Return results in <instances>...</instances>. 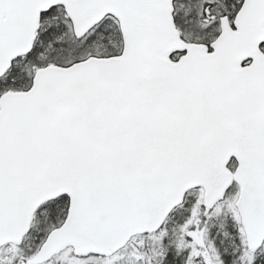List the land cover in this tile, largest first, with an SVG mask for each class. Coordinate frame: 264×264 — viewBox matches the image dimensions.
Segmentation results:
<instances>
[{"label":"snow or ice","instance_id":"6c2138e0","mask_svg":"<svg viewBox=\"0 0 264 264\" xmlns=\"http://www.w3.org/2000/svg\"><path fill=\"white\" fill-rule=\"evenodd\" d=\"M0 264H264V0H0Z\"/></svg>","mask_w":264,"mask_h":264}]
</instances>
